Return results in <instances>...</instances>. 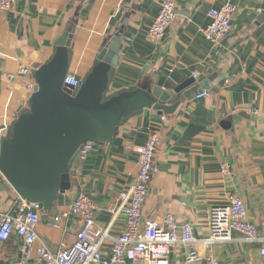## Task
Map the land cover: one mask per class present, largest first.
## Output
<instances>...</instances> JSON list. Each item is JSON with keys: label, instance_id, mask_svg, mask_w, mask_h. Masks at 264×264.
Segmentation results:
<instances>
[{"label": "crops", "instance_id": "obj_1", "mask_svg": "<svg viewBox=\"0 0 264 264\" xmlns=\"http://www.w3.org/2000/svg\"><path fill=\"white\" fill-rule=\"evenodd\" d=\"M164 1L173 3L174 20L163 38L152 43L148 29ZM225 4L236 8L231 31L212 44L200 29L209 24L208 11ZM70 29L68 74L81 81L97 63L103 41L109 44L119 34L107 96L142 84L173 91L192 80L184 93L196 89L210 96L186 99L172 115L146 109L130 116L109 142L96 144L85 161L75 160L71 190L39 212L35 227L51 251L74 243L80 219H60L54 225V218L80 194L96 204L97 226L108 227L112 237L123 231V217L114 216L118 196L137 173L134 150L153 131L158 143L145 218L160 220L170 213L179 224L190 225L197 238H206L211 209L226 206L235 195L244 202L247 221L264 234V0H16L10 10H0V145L28 110L20 89L33 79L11 78L18 66L32 70L25 52H37L47 62L55 41ZM19 200L3 182L0 213H13ZM20 244L16 237L0 243V264H13ZM258 248L234 233L231 241L208 247L206 255L219 264H260ZM184 257V248L177 245L168 264H186Z\"/></svg>", "mask_w": 264, "mask_h": 264}, {"label": "built area", "instance_id": "obj_2", "mask_svg": "<svg viewBox=\"0 0 264 264\" xmlns=\"http://www.w3.org/2000/svg\"><path fill=\"white\" fill-rule=\"evenodd\" d=\"M16 0H0V10H10ZM236 8L225 4L218 9L208 11L209 24L200 29L204 39L218 44L231 31L232 17ZM174 20V5L171 1L160 4L158 14L148 29V38L158 43ZM32 70L18 66L16 74L11 78L27 77L33 79ZM195 78V75H192ZM34 80L26 84L32 92ZM81 80L68 74L63 85L77 88ZM208 92L199 93L196 98H209ZM161 121L165 120L161 116ZM158 143V133L151 132L145 143L134 152L138 170L132 184L121 191L114 216L124 219V229L117 236L110 235L109 228L95 224L94 212L96 204L86 194H80L65 212L54 218V225L60 219L75 217L80 219L81 228L75 235L71 246H63L52 252L44 240L38 236L36 225L39 222L40 209L23 200L15 207L13 213H0V243L12 237L20 241L19 256L13 264H168V256L173 247L184 248L185 263L219 264L213 256H207L208 247L231 241L237 233L247 244L259 245L258 253L264 264V234L247 221V211L241 198L231 195L228 204L214 207L209 214V234L206 238H197L188 224H179L170 213L164 214L160 220L145 218L143 207L148 194V187L154 172V158ZM95 143L83 145L78 158L85 161L95 148ZM227 171L225 165L222 166ZM4 179L0 173V187ZM33 260L34 263H30Z\"/></svg>", "mask_w": 264, "mask_h": 264}, {"label": "water", "instance_id": "obj_3", "mask_svg": "<svg viewBox=\"0 0 264 264\" xmlns=\"http://www.w3.org/2000/svg\"><path fill=\"white\" fill-rule=\"evenodd\" d=\"M72 35V29L66 30L55 41L54 53L45 63L37 52H25L34 80L32 92L20 89L28 110L18 116L0 145L4 182L40 211L51 209L71 190L70 167L83 145L109 142L124 120L146 109L172 115L186 99L199 94L196 89L183 92L192 80L173 91L160 92L142 84L107 96L119 34L109 44L103 41L97 63L80 86L67 88L63 81L69 72Z\"/></svg>", "mask_w": 264, "mask_h": 264}]
</instances>
